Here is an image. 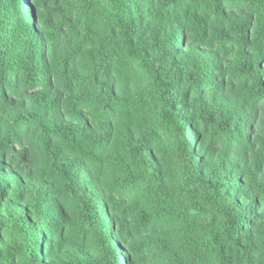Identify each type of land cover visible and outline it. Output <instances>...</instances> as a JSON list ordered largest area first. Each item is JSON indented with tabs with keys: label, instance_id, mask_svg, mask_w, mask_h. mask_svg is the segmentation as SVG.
<instances>
[{
	"label": "trees",
	"instance_id": "obj_1",
	"mask_svg": "<svg viewBox=\"0 0 264 264\" xmlns=\"http://www.w3.org/2000/svg\"><path fill=\"white\" fill-rule=\"evenodd\" d=\"M0 264H264V0H0Z\"/></svg>",
	"mask_w": 264,
	"mask_h": 264
},
{
	"label": "rangeland",
	"instance_id": "obj_2",
	"mask_svg": "<svg viewBox=\"0 0 264 264\" xmlns=\"http://www.w3.org/2000/svg\"><path fill=\"white\" fill-rule=\"evenodd\" d=\"M191 137V136H190Z\"/></svg>",
	"mask_w": 264,
	"mask_h": 264
}]
</instances>
